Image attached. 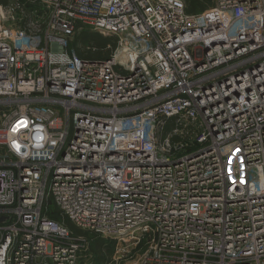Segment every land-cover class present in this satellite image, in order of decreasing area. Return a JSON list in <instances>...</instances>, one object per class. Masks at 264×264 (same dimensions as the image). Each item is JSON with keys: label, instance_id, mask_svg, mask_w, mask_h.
Returning a JSON list of instances; mask_svg holds the SVG:
<instances>
[{"label": "built area", "instance_id": "built-area-1", "mask_svg": "<svg viewBox=\"0 0 264 264\" xmlns=\"http://www.w3.org/2000/svg\"><path fill=\"white\" fill-rule=\"evenodd\" d=\"M210 2H0V264H78L52 207L134 264H264V0Z\"/></svg>", "mask_w": 264, "mask_h": 264}, {"label": "trees", "instance_id": "trees-1", "mask_svg": "<svg viewBox=\"0 0 264 264\" xmlns=\"http://www.w3.org/2000/svg\"><path fill=\"white\" fill-rule=\"evenodd\" d=\"M1 3L6 4L7 0H0ZM186 3V12L188 14H194L200 11H203L210 5V0H185ZM86 31V30H84ZM84 43V48H75L79 43ZM87 43H91L87 44ZM116 43V38L112 36H103L98 32L88 33L81 31L74 37V48L76 49L78 55L81 57L90 56L95 58H104L111 53ZM90 47L87 49V47ZM93 47L94 50L91 48ZM161 124L158 128L157 135L160 140L171 134V130L174 126V118H161ZM49 218L56 221H62L70 230V232L79 237L87 238L88 251L96 254V264H107L110 262V257L105 256L102 252H111L112 251V241L105 240L104 238L97 236L93 231L85 230L79 226H76L67 216H62L59 214L56 208H50L48 211ZM109 255V254H108Z\"/></svg>", "mask_w": 264, "mask_h": 264}, {"label": "rangeland", "instance_id": "rangeland-1", "mask_svg": "<svg viewBox=\"0 0 264 264\" xmlns=\"http://www.w3.org/2000/svg\"><path fill=\"white\" fill-rule=\"evenodd\" d=\"M86 31H83V32H88V33H94L95 31H92V30H88V29H85ZM104 36V35H103ZM87 44H90L92 45L91 43H87ZM84 43H81L79 42L78 43V46L79 48L83 49L84 48ZM74 46V37L72 39H70V42H69V49H71L72 47ZM93 48V47H92ZM183 154V153H180V155ZM52 203V201H50ZM53 205V203H52ZM52 207V206H51ZM67 225V224H66ZM68 226V225H67ZM69 227V226H68ZM98 236V235H97ZM87 239V238H86ZM89 242L86 241V243L84 244V248L87 249L88 247V244ZM103 254H105V256H108L110 257V260L111 262H107V264H134L133 261H132V254L128 255V256H119L117 255L114 250L111 251L110 253L109 252H102ZM109 254V255H108ZM80 261H78V264H96V254L95 253H92V252H89L86 251L84 253H81L80 255Z\"/></svg>", "mask_w": 264, "mask_h": 264}, {"label": "crops", "instance_id": "crops-1", "mask_svg": "<svg viewBox=\"0 0 264 264\" xmlns=\"http://www.w3.org/2000/svg\"><path fill=\"white\" fill-rule=\"evenodd\" d=\"M105 240H107V239H105ZM112 248H113V249H112V251H113V250H114V244H113V243H112ZM86 251H88V250H86ZM86 251H85V252H86ZM88 253H89V251H88ZM80 259H81V258H80ZM79 261H80V260H79ZM110 262H111V260H110Z\"/></svg>", "mask_w": 264, "mask_h": 264}]
</instances>
